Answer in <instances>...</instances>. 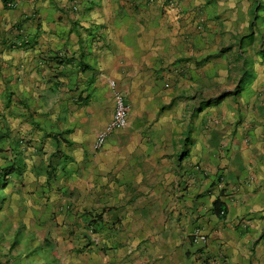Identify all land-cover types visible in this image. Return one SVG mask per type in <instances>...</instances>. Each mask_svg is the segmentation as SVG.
<instances>
[{
    "label": "crops",
    "instance_id": "1",
    "mask_svg": "<svg viewBox=\"0 0 264 264\" xmlns=\"http://www.w3.org/2000/svg\"><path fill=\"white\" fill-rule=\"evenodd\" d=\"M262 113L264 0H0V264H264Z\"/></svg>",
    "mask_w": 264,
    "mask_h": 264
},
{
    "label": "built area",
    "instance_id": "2",
    "mask_svg": "<svg viewBox=\"0 0 264 264\" xmlns=\"http://www.w3.org/2000/svg\"><path fill=\"white\" fill-rule=\"evenodd\" d=\"M109 86L113 94V116L110 122L97 134L96 140L94 142V149L96 150H99L104 145L107 137L110 134L125 129L128 124L129 106L124 100V97L121 92L117 89L116 83L114 81H110Z\"/></svg>",
    "mask_w": 264,
    "mask_h": 264
},
{
    "label": "trees",
    "instance_id": "3",
    "mask_svg": "<svg viewBox=\"0 0 264 264\" xmlns=\"http://www.w3.org/2000/svg\"><path fill=\"white\" fill-rule=\"evenodd\" d=\"M3 2H4V5L6 6L8 0H3ZM16 169H19V168H16ZM4 171H7L8 173H10V171H12V167L3 169V172ZM1 176H2V174H1ZM222 204L223 203H221L218 199L213 202V212L216 213L217 215H223L225 213V208L223 207ZM221 213H223V214H221Z\"/></svg>",
    "mask_w": 264,
    "mask_h": 264
},
{
    "label": "rangeland",
    "instance_id": "4",
    "mask_svg": "<svg viewBox=\"0 0 264 264\" xmlns=\"http://www.w3.org/2000/svg\"><path fill=\"white\" fill-rule=\"evenodd\" d=\"M261 116H264V113H262Z\"/></svg>",
    "mask_w": 264,
    "mask_h": 264
}]
</instances>
